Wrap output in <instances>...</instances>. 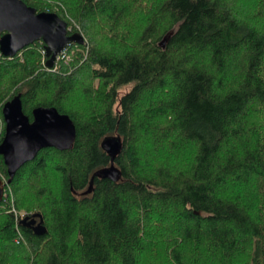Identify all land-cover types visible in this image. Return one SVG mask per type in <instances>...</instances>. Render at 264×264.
<instances>
[{
	"label": "trees",
	"instance_id": "1",
	"mask_svg": "<svg viewBox=\"0 0 264 264\" xmlns=\"http://www.w3.org/2000/svg\"><path fill=\"white\" fill-rule=\"evenodd\" d=\"M24 1L88 44L53 67L41 40L0 51V144L19 94L31 120L55 107L77 129L6 185L0 264H264V0Z\"/></svg>",
	"mask_w": 264,
	"mask_h": 264
},
{
	"label": "water",
	"instance_id": "2",
	"mask_svg": "<svg viewBox=\"0 0 264 264\" xmlns=\"http://www.w3.org/2000/svg\"><path fill=\"white\" fill-rule=\"evenodd\" d=\"M40 40L45 43L49 67L54 66L58 54L70 44L85 43L81 33H69L68 22L57 13L39 12L24 0H0L1 53L6 57H15L25 47ZM3 116L6 129L0 144V155L4 158L10 178L5 182L0 177V203L4 200L6 184H10L18 170L33 161L42 149H72L77 137L72 118L55 107L35 108L31 120L23 110L20 94L5 104ZM103 147L114 156L121 150V141L117 137H108L103 141ZM100 174L114 181L120 177L114 164ZM20 224L38 235L47 232L40 213L26 216Z\"/></svg>",
	"mask_w": 264,
	"mask_h": 264
},
{
	"label": "built area",
	"instance_id": "3",
	"mask_svg": "<svg viewBox=\"0 0 264 264\" xmlns=\"http://www.w3.org/2000/svg\"><path fill=\"white\" fill-rule=\"evenodd\" d=\"M43 54H44V56L47 55L46 49L43 50ZM69 58L70 57H69V54H68V50H67V48H65L62 52H60L58 54L55 62L61 61V60L68 61ZM4 180H5V182H7L6 179H4ZM6 185H8V184H6ZM10 195H11V190H7V188L5 187L4 199L9 198ZM12 211L14 212V214L16 216L17 222H20L26 216H29L30 215V214L22 213V212L18 211L16 208H13Z\"/></svg>",
	"mask_w": 264,
	"mask_h": 264
},
{
	"label": "rangeland",
	"instance_id": "4",
	"mask_svg": "<svg viewBox=\"0 0 264 264\" xmlns=\"http://www.w3.org/2000/svg\"><path fill=\"white\" fill-rule=\"evenodd\" d=\"M85 42H86V40H85ZM86 44H88V42H86ZM79 52H83V49H81L79 47H74V48H71V49L68 50V54H69V57H70L69 60H68L69 61V64H72L77 59V57L79 56V54H78ZM84 52H85V50H84ZM42 55H43V51H42ZM61 62H63V60H61L60 63ZM96 84H98V81L96 82ZM125 91L126 90H122L121 91V94L124 93ZM19 211L22 212V213H26V214L32 213L31 210H28V209H25V208H23V209H21ZM144 259H146V255H144Z\"/></svg>",
	"mask_w": 264,
	"mask_h": 264
},
{
	"label": "flooded vegetation",
	"instance_id": "5",
	"mask_svg": "<svg viewBox=\"0 0 264 264\" xmlns=\"http://www.w3.org/2000/svg\"><path fill=\"white\" fill-rule=\"evenodd\" d=\"M38 222H39V220H38Z\"/></svg>",
	"mask_w": 264,
	"mask_h": 264
}]
</instances>
